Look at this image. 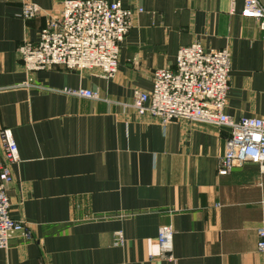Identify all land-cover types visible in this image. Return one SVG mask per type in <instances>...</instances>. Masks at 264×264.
<instances>
[{
  "label": "crops",
  "instance_id": "obj_1",
  "mask_svg": "<svg viewBox=\"0 0 264 264\" xmlns=\"http://www.w3.org/2000/svg\"><path fill=\"white\" fill-rule=\"evenodd\" d=\"M64 1L0 0V133L12 132L20 154L10 215L33 234L15 235L0 264H264V166L220 176L228 128L163 127L128 106L156 71H175L182 47L201 43L232 54L227 114L264 119L261 22L242 16L244 0H108L135 12L114 79L97 69L28 73L19 48L38 42ZM25 4L37 9L32 20L21 17ZM165 226L170 254L158 242Z\"/></svg>",
  "mask_w": 264,
  "mask_h": 264
},
{
  "label": "built area",
  "instance_id": "obj_2",
  "mask_svg": "<svg viewBox=\"0 0 264 264\" xmlns=\"http://www.w3.org/2000/svg\"><path fill=\"white\" fill-rule=\"evenodd\" d=\"M143 10L139 9L138 14ZM35 6L25 4L22 19L37 15ZM135 12L121 2L108 0H65L61 16L49 19L37 43L24 42L19 56L28 73L64 68L68 71L99 70L112 80L119 69L120 45L133 28ZM242 16L261 22L264 7L259 0H244ZM232 54L229 49L206 50L201 43L182 47L177 55L175 71L158 70L150 92L135 90L128 105L140 114H149L166 127L175 120L196 125L228 128L225 154L218 167L220 176H228L245 164L264 166V119L241 118L227 114L231 89ZM29 85V84H27ZM77 98L101 101L88 89H66ZM5 161L0 166V250L9 247L15 235L32 240L30 227L10 215L8 188L14 182L13 168L20 163V154L12 132L0 133ZM258 250L264 255V228L259 229ZM118 241L123 242L121 234ZM174 231L165 226L159 230L158 242L163 253L173 250Z\"/></svg>",
  "mask_w": 264,
  "mask_h": 264
},
{
  "label": "water",
  "instance_id": "obj_3",
  "mask_svg": "<svg viewBox=\"0 0 264 264\" xmlns=\"http://www.w3.org/2000/svg\"><path fill=\"white\" fill-rule=\"evenodd\" d=\"M259 1L262 4V6L264 7V1L263 0H259Z\"/></svg>",
  "mask_w": 264,
  "mask_h": 264
}]
</instances>
